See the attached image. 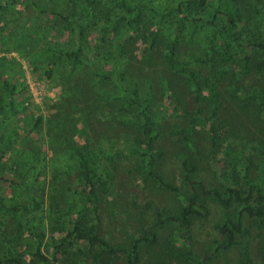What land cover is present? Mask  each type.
Segmentation results:
<instances>
[{
	"label": "rangeland",
	"instance_id": "374dc122",
	"mask_svg": "<svg viewBox=\"0 0 264 264\" xmlns=\"http://www.w3.org/2000/svg\"><path fill=\"white\" fill-rule=\"evenodd\" d=\"M233 1L235 15L228 0H181V10L179 0H0L2 264H99L103 250L75 238L53 259L66 224L80 216L108 245L127 250L164 218L154 228L157 241L140 243L139 264H184L172 247L202 259L222 241L217 225L231 211L217 202L191 216L185 244L168 216L188 193L179 154L209 185L216 183L211 165L221 166L224 154L244 155L254 141L264 146V50L246 46L264 38V0ZM197 15L202 22L192 28ZM236 16L249 23L240 45L228 21ZM172 62L183 70L173 71ZM211 71L222 72L217 99L199 88ZM144 98L156 111L149 147ZM81 145L96 153L87 161L91 193L78 175L73 148ZM93 161L100 174L90 172ZM148 162L178 191L160 187ZM246 178L264 180L253 167ZM240 248L219 250L207 264H260ZM109 264L127 258L116 254Z\"/></svg>",
	"mask_w": 264,
	"mask_h": 264
},
{
	"label": "trees",
	"instance_id": "16d2710c",
	"mask_svg": "<svg viewBox=\"0 0 264 264\" xmlns=\"http://www.w3.org/2000/svg\"><path fill=\"white\" fill-rule=\"evenodd\" d=\"M186 1L197 5L204 4V0ZM228 1L232 5V14L235 15L236 8L233 6L234 1ZM181 5L182 2L179 0L177 5L178 10H181ZM200 17V15L194 17L191 22H189V25L194 28L197 23H201L202 18ZM236 17V20L228 17V21H231L234 24L232 40L235 44L240 45L242 40V28L249 23L243 18ZM262 21L264 26V17ZM249 38L251 37L249 36ZM254 39L255 38H252L251 42H247L246 46H256L264 50V38L257 41ZM171 69L177 73L183 70L178 62H172ZM221 73L222 72L220 71L209 72L203 80L202 86L199 87L209 90L215 99L218 98V83L221 78L220 75H222ZM189 78L190 80H193L191 74H189ZM194 85L197 87L198 84L194 82ZM197 90H199L198 93L200 94L201 89L197 88ZM133 95L136 96L137 92L134 91ZM139 103H141L140 110L142 112L141 131L146 136L147 141L145 144L149 147L152 140L150 133L156 122V111L153 109L152 103L148 98H144ZM256 145H259V142L254 141L253 145H246V150L242 152L244 155H240V153H238L237 156L232 153L224 154L221 158V166L212 163L211 168L216 183H210L209 185L196 177L193 173V171L196 170V167L189 162L185 154L178 155L183 169V183L188 191L183 200L184 206H182L176 214L174 213L171 216H168V219L173 221L174 226L177 229L178 238H180L184 244L186 243L187 240L185 235L189 229L191 216L196 214L200 215L206 212V202L209 200L217 202L224 209L231 211V214L226 216L217 225L222 236V241L217 243L211 251L204 253L202 259L195 258L192 251L186 248L177 252L172 247L169 254L173 255L175 258L181 259L184 264H207L211 261L215 252L239 244L241 246L240 249L242 250V254L247 261H252L249 254L253 251L260 264H264V180H262L260 184H255L246 178L247 170L250 167H253L255 170H260V173L264 176V146L257 147ZM73 151L80 166L78 175L80 176L81 187L84 189L85 186H89L91 193L93 191L92 188L95 186V182H93L91 177L87 175L89 171L87 161L91 155L95 158L96 153L86 150L84 145L73 148ZM254 157L259 159V161H257V159L255 160ZM146 166L148 167V172L157 179V183L160 187L172 191H178L177 187L164 181L159 173L153 171L150 162H148ZM102 170L103 169L93 161V166L91 167L90 172L94 171V173L98 172L100 174ZM103 178L104 177H99L102 186L105 183L102 181ZM83 199L84 198L81 197L82 204L84 202ZM164 220V218H156L155 223L145 228L142 236L134 237L131 240V248L127 250L121 246L108 245L97 235L96 225L92 223L86 224L84 217L80 216L79 220L76 222H69L66 224L65 234L54 246L52 252L53 259L56 258L58 252L66 245V238H75L84 241L87 246H98L103 250L105 256L101 259L99 264H109L111 256L116 254H125L127 264H139L140 243L154 244L157 241V234L154 228L162 224ZM40 257L48 262L47 258L42 257L41 255ZM8 262H11V264H28L22 263L20 260L14 258L9 259ZM0 264H2V261H0ZM151 264L162 263L154 261Z\"/></svg>",
	"mask_w": 264,
	"mask_h": 264
}]
</instances>
